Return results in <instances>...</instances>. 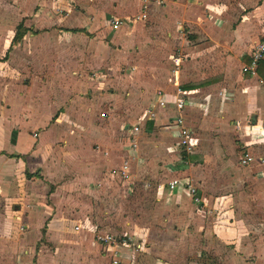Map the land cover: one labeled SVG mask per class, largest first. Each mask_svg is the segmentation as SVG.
Listing matches in <instances>:
<instances>
[{"label":"crops","instance_id":"1","mask_svg":"<svg viewBox=\"0 0 264 264\" xmlns=\"http://www.w3.org/2000/svg\"><path fill=\"white\" fill-rule=\"evenodd\" d=\"M145 12L147 19H137ZM113 18L124 21L117 30ZM263 39L264 0H165L147 11L142 0H0V264H103L116 251L127 264L126 248L107 250L94 239L96 227L77 212L86 206L79 190L97 191L107 167L122 179L132 126L166 122L177 138L172 103L156 109L157 119H144L159 91L170 100L185 94L188 125L190 112L225 100V112L245 114L236 120L245 153L264 150V74L243 73ZM120 72L128 77L122 85ZM232 89L242 92L231 104ZM247 116L253 122L243 124ZM138 150L132 180L133 164L146 162ZM191 158L171 165L173 179ZM248 168L263 187L253 206L248 195L238 205L232 196L202 195L203 207L182 185L156 190L185 222L178 244L189 241L194 264H264V222H249L263 215L264 165Z\"/></svg>","mask_w":264,"mask_h":264},{"label":"rangeland","instance_id":"2","mask_svg":"<svg viewBox=\"0 0 264 264\" xmlns=\"http://www.w3.org/2000/svg\"><path fill=\"white\" fill-rule=\"evenodd\" d=\"M181 31L188 34L187 26H181ZM125 74L127 73L120 72L118 75L117 81L120 85L125 82L124 80H128ZM238 81L235 77L234 83ZM122 87L119 86V90H122ZM232 90L233 94L229 95L231 104L236 103L237 93L242 92L241 89ZM126 93L128 91L123 93L124 97H128ZM218 93L219 90L214 91V95L217 96ZM224 102L225 100L211 102L205 114L190 112V126H188L193 128L195 137L198 139L199 136L202 143L198 153L188 154L193 157L189 160L190 165L176 168L175 171H178L179 178L192 183L197 190L201 189L198 192L201 201L196 202L203 203V207L207 202H203L202 195L204 197L206 194L210 199L232 196L230 198L235 202L234 205L246 200L245 197L248 195L253 206L254 201L257 200L255 197L260 193L259 188L263 187L253 182L258 176L255 169L241 167L239 164L241 156L245 153V139L242 138L243 133L236 127V120L245 117V114L237 112L236 108L225 112ZM137 120L125 122L130 124L138 122ZM251 122H253L252 117L247 116L243 124ZM165 125L166 122H158V126L141 128L137 137L142 150L140 155L145 157L146 162L142 166L139 163L133 164L132 182L123 183L126 181L116 177L117 170L109 171L112 166L97 175L98 183L103 180V185H97V191L79 190L86 206L82 208L83 214L82 210L77 212L83 215L88 225L96 227L94 239L99 242L97 233L101 231L111 232L118 239H126L130 247L122 249L126 248L130 256L132 255L124 259L127 264H158L159 261L194 264L197 258L195 253L189 252L187 239L185 244H178L180 236L177 231L185 228V222L180 223L175 219L173 204L170 202L162 204L155 193L161 185H168L173 179L175 174L172 175L173 170L169 168L172 167L171 165H178L185 155L177 148L179 139L173 138L170 130L165 129ZM258 148V146L254 147L255 157H264V150ZM174 149L178 150L175 152ZM114 159L120 161L119 158ZM110 175L112 177H109ZM87 199L89 200L86 202ZM261 210L263 215L258 217V221L257 218L252 217L249 221L251 225L264 222V207ZM259 211L258 214H261ZM182 212H188L187 215L190 213L188 209ZM78 219L80 218L75 217L74 220ZM115 246L104 248L109 250ZM104 261L106 264H113V260Z\"/></svg>","mask_w":264,"mask_h":264},{"label":"built area","instance_id":"3","mask_svg":"<svg viewBox=\"0 0 264 264\" xmlns=\"http://www.w3.org/2000/svg\"><path fill=\"white\" fill-rule=\"evenodd\" d=\"M143 8L145 11L148 10L151 4L163 5L165 0H142ZM148 18L147 13L145 12L141 17L137 19L145 20ZM124 24V21L121 19L113 18L111 25L113 29L117 30ZM264 60V39L257 44L251 53V62L249 65L243 67V73L248 74L251 77L258 75V66L261 61ZM176 98L170 100V97L166 95L163 91L157 92L154 102L155 105L153 108H148L145 110L144 119L148 120L157 119L156 109H166L171 103L174 105L175 117L172 120L173 131L176 134L175 136L179 139L177 148L181 151L182 154L188 155L193 154L195 148L198 147V140L194 135L193 128L189 127L187 124V110L189 105V100L185 97V94L179 90L177 92ZM140 126L134 125L130 130L134 134V138L130 141L129 146L127 147L128 152L124 154V162L121 169H119V174L122 179L125 181H132V171H131V161L137 158L139 144L138 140L135 138V134L140 132ZM256 161L264 165V157L259 160L252 153H245L241 156L239 162L241 166L248 167L251 166ZM187 163V162H185ZM180 185L186 188L187 193L194 198V201L200 202L201 199L198 197L197 188L188 181H184L181 178H175L168 182V188L170 191H174ZM79 227H77L78 230ZM98 235V241L103 247H111V245H116V247H126L130 246L129 242L126 239H118L116 235L111 232L101 231ZM114 264H120V251H116Z\"/></svg>","mask_w":264,"mask_h":264},{"label":"trees","instance_id":"4","mask_svg":"<svg viewBox=\"0 0 264 264\" xmlns=\"http://www.w3.org/2000/svg\"><path fill=\"white\" fill-rule=\"evenodd\" d=\"M258 71H259V73L264 74L263 73V71H264V60L260 62L259 66H258Z\"/></svg>","mask_w":264,"mask_h":264}]
</instances>
